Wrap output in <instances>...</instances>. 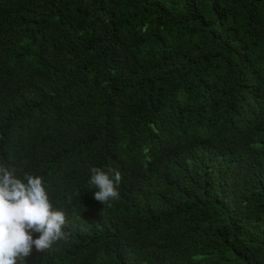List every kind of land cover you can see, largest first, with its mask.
I'll use <instances>...</instances> for the list:
<instances>
[{
    "label": "trees",
    "instance_id": "16d2710c",
    "mask_svg": "<svg viewBox=\"0 0 264 264\" xmlns=\"http://www.w3.org/2000/svg\"><path fill=\"white\" fill-rule=\"evenodd\" d=\"M0 165L71 264H264V0H0Z\"/></svg>",
    "mask_w": 264,
    "mask_h": 264
},
{
    "label": "clouds",
    "instance_id": "9594fccd",
    "mask_svg": "<svg viewBox=\"0 0 264 264\" xmlns=\"http://www.w3.org/2000/svg\"><path fill=\"white\" fill-rule=\"evenodd\" d=\"M90 173L97 202L118 199L119 170L92 167ZM64 211L53 208L42 177H20L0 165V264H71L80 238Z\"/></svg>",
    "mask_w": 264,
    "mask_h": 264
}]
</instances>
